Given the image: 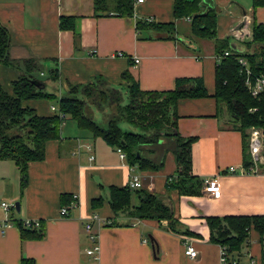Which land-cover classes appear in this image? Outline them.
<instances>
[{
    "label": "crops",
    "instance_id": "crops-1",
    "mask_svg": "<svg viewBox=\"0 0 264 264\" xmlns=\"http://www.w3.org/2000/svg\"><path fill=\"white\" fill-rule=\"evenodd\" d=\"M204 2L218 13L216 39H227L243 52L245 41L252 39L248 20L253 21V9L247 13L242 0ZM60 18H72L74 30H60ZM149 18L152 22H147ZM136 20L175 23L177 39L156 40L149 32L139 33ZM0 25L9 34L8 57L14 63L0 65V86L8 94L12 83L22 75L25 61L38 63L41 78L57 69L59 97L69 86L85 85L97 78L125 94L124 72L145 91H168L174 88L176 79L200 78L209 94L177 105L178 133L194 139L191 173L202 183L199 195L183 196L167 189V178L176 173L172 143L151 147L154 152L148 154L149 158L159 162L164 157L159 171H140L121 160L101 138L79 129L69 117L60 127V138L46 143L44 160L29 163L22 192L14 162L0 160V264H20L23 259L35 264H93L85 253L92 244L83 225L93 214L112 224L93 226L98 235L99 264H219L221 247L209 242L205 218L264 215V164L255 175L240 174L241 133L224 107L210 96L217 64L215 44L191 37L190 21L174 20L173 0L134 3L132 18L95 16L93 0H0ZM244 26L246 29H242ZM234 31L239 35H232ZM134 59L139 60L136 66ZM25 106L42 117L53 116L50 108H57L47 100H31ZM231 167L235 173L228 172ZM133 175L140 178L141 190L170 204L174 218L196 236L167 232V221L115 217L108 204V188L128 186ZM217 175L220 197L214 199L203 192V187L207 179ZM61 195L71 197L68 206L72 196H77V207L70 209L66 218L59 216ZM98 198L102 202L93 208L91 202ZM3 202L17 208L7 214L1 208ZM132 203L136 205L137 199ZM7 219L13 225L3 230L1 224ZM24 219L41 222V239L21 238L15 221ZM150 238L157 250L152 249ZM185 239L197 250L196 259L184 255ZM234 256L244 264L250 260L264 264L260 236L252 231L249 242Z\"/></svg>",
    "mask_w": 264,
    "mask_h": 264
},
{
    "label": "trees",
    "instance_id": "trees-1",
    "mask_svg": "<svg viewBox=\"0 0 264 264\" xmlns=\"http://www.w3.org/2000/svg\"><path fill=\"white\" fill-rule=\"evenodd\" d=\"M135 0H93L95 16L115 15L132 18ZM253 25L252 39L243 45L244 51L233 50L227 39H216L217 11L204 0H173L175 21L190 18V35L194 39L212 40L216 56H219L214 70V91L210 95L236 124L242 137V169L249 171L252 161L247 149V130L261 129L264 134V90L256 98L251 97L245 87V74L237 58H244L252 76L264 77V23L257 22L256 12L264 9V0H252ZM60 30H74L72 18H60ZM137 32H149L156 40H176L175 23L154 24L136 20ZM140 40L144 37L139 36ZM9 34L0 25V65L13 66L8 57ZM231 55L223 56L224 52ZM23 73L11 85L8 94L0 86V160L14 162L19 172L21 192L27 183L28 165L45 158V145L60 138V127L64 119L58 113L42 117L25 106L31 100L56 101L58 112L73 120L81 130L93 137L101 138L108 146L120 149L125 161L140 171L156 172L163 166V158L155 162L148 157L151 149L163 142L172 143V154L176 173L167 178V189L177 190L180 195L194 196L201 193V181L191 173V145L194 139L182 138L177 129V105L184 100L203 99L209 94L200 78L176 79L174 88L168 91H145L134 81L128 72L122 74L127 84L126 92L110 87L100 78L85 85H73L62 96H58L57 69L49 70L47 77L35 61L23 63ZM106 87L107 89H103ZM124 98L126 102L124 103ZM95 107L105 108L108 117L105 125L96 123L87 114ZM132 130H123L121 124ZM133 198L137 204L133 205ZM71 197L61 195V207H68ZM102 198L92 200L93 208L99 206ZM108 204L115 217L124 216L134 220L167 221L166 231L189 237L196 236L174 218L170 204L146 190L108 188ZM22 239L39 240L43 237L40 229H25L20 221H15ZM209 242L219 245L232 257L243 245L249 242L252 231L264 239V215H237L207 217ZM127 223L126 225H128ZM112 225L107 223L105 226ZM20 264H35L23 259Z\"/></svg>",
    "mask_w": 264,
    "mask_h": 264
},
{
    "label": "built area",
    "instance_id": "built-area-1",
    "mask_svg": "<svg viewBox=\"0 0 264 264\" xmlns=\"http://www.w3.org/2000/svg\"><path fill=\"white\" fill-rule=\"evenodd\" d=\"M143 0H135V3H142ZM186 20L190 21V18H186ZM147 22H152V19H147ZM231 55L230 52L226 51L223 53V56ZM119 56H122L119 53ZM216 61L219 62L220 57H215ZM237 62L245 74V87L250 93L251 97L256 98L259 96L264 90V77L261 75L252 76L251 71L249 69V65L244 58H237ZM134 66L139 64L138 59L133 60ZM51 112L58 113L59 118L65 119V116L58 112L56 107L50 108ZM90 150V147L87 148ZM247 151L252 161V167L249 171L240 170V174L246 175H255L260 170V165L264 164V134L261 129L251 128L247 132ZM119 155L121 160H125V154L120 149H115ZM90 160H93V156H90ZM229 173H235L236 169L229 168ZM128 187L131 190H137L141 188L140 178L136 175L131 176V179L128 183ZM203 192L205 194H209L214 199H218L220 197V183H219V175L211 177L205 181ZM77 196H72V203L68 207H61L59 210V216L61 218H66L70 214V209H75L77 207ZM1 208L8 214L11 210L15 208V205L12 203H1ZM108 222L102 221L96 214H93L90 220L83 223L84 230L88 235V239L92 246L86 250V255L93 260V264H99V244L97 241V233L93 231L94 224H98L99 226H105ZM20 224L25 229H40L41 222L39 220H31L24 219L20 221ZM13 223L11 220L7 219L1 224V228L4 230L5 228L11 227ZM16 225V223H15ZM143 242H147V240H143ZM262 250L264 253V239L261 241ZM182 247L184 250V255L190 259L197 258V250L194 248L193 244L189 239L183 240ZM219 264H244L241 263L237 258L230 256L224 248H221L220 256H219ZM246 264H256L253 260H250Z\"/></svg>",
    "mask_w": 264,
    "mask_h": 264
},
{
    "label": "rangeland",
    "instance_id": "rangeland-1",
    "mask_svg": "<svg viewBox=\"0 0 264 264\" xmlns=\"http://www.w3.org/2000/svg\"><path fill=\"white\" fill-rule=\"evenodd\" d=\"M242 2H243V9L247 12V13H250V11H251V8H252V0H242ZM217 16H218V13H217ZM255 16H256V20H257V22H261V23H264V9H262V10H258L257 12H256V14H255ZM252 19V18H251ZM251 19H249L248 21H249V23L250 24H252L253 25V21L251 22ZM246 27L247 26H244V28H242V29H246ZM216 30H217V26H216ZM232 35H234V36H238L239 34H238V32L237 31H234V32H232L231 33ZM246 43H248L247 41H245V43L244 44H246ZM103 89H107L106 87H103ZM67 91H68V89H67ZM126 102V98H124V103ZM52 105H54V106H57V103H56V101H53L52 102ZM87 114H89L92 118H93V120L96 122V123H98V124H100V125H102V126H104L105 125V118L106 117H108V111H106L105 110V108H98V109H96L95 107H92V108H90L88 111H87ZM121 128L123 129V130H132L133 131V129L132 128H130L129 126H127L126 124H121ZM248 130H250V129H248ZM248 130H247V132H248ZM173 147V146H172ZM264 153V152H263Z\"/></svg>",
    "mask_w": 264,
    "mask_h": 264
},
{
    "label": "water",
    "instance_id": "water-1",
    "mask_svg": "<svg viewBox=\"0 0 264 264\" xmlns=\"http://www.w3.org/2000/svg\"><path fill=\"white\" fill-rule=\"evenodd\" d=\"M245 15V14H244ZM243 25V22L237 27L236 30H238L241 26ZM230 47L233 49V50H236L233 45H230ZM237 51V50H236ZM15 207L17 208V205H15ZM150 244H151V247L153 250H157V246L155 245L154 241L152 238H150Z\"/></svg>",
    "mask_w": 264,
    "mask_h": 264
}]
</instances>
